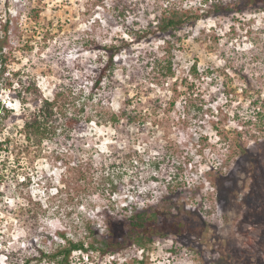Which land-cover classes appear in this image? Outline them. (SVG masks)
Here are the masks:
<instances>
[{
  "label": "rangeland",
  "instance_id": "374dc122",
  "mask_svg": "<svg viewBox=\"0 0 264 264\" xmlns=\"http://www.w3.org/2000/svg\"><path fill=\"white\" fill-rule=\"evenodd\" d=\"M155 1L141 0L142 9ZM205 1L216 0L176 2L192 10ZM110 4L0 0V30L13 21L10 47L5 56L0 53V69L5 71L0 76V108L17 115L0 136L12 140L0 148V264H19L40 250H51L61 242L59 232L85 237L84 221H95L103 234L100 214L110 199L119 207L152 205L168 195L167 184L176 175L180 185L172 220L182 225V237L155 239L145 251L135 245L104 259L95 254L89 262L75 253L73 264H264V117L259 116L264 115V8L212 16L178 32L171 49L177 76L164 84L153 81L151 67L142 59L148 53L164 57L163 41L134 44L116 56L113 88L99 91L114 112L120 113L128 95H137L144 105L158 98L163 104L177 102L175 109L166 105L157 116H149L144 130L125 122L126 132H119L112 124L93 122L77 136L74 149L63 141L25 148L19 116L23 107L13 73L30 75L45 98H52L60 74L89 90V75L97 71L100 54L87 51L86 41L129 39L126 25H147L143 10L140 18L132 15L120 25ZM32 8H40L41 26L27 18ZM46 29L52 30L48 39L42 36ZM193 65L200 73L197 79L190 75ZM184 78L194 82L203 106L198 118L184 114L185 98L179 96L187 91ZM235 140L244 144V152L230 147ZM78 160L87 163L84 180L70 170ZM156 160L159 168L152 164ZM109 175L120 184L113 197L100 186ZM138 192L150 196L140 199Z\"/></svg>",
  "mask_w": 264,
  "mask_h": 264
},
{
  "label": "trees",
  "instance_id": "16d2710c",
  "mask_svg": "<svg viewBox=\"0 0 264 264\" xmlns=\"http://www.w3.org/2000/svg\"><path fill=\"white\" fill-rule=\"evenodd\" d=\"M107 1L111 2L109 11L120 22V25L125 26L132 15L140 18L138 15H141L142 10L144 12L142 14L147 16V25L141 27L138 21L134 23L141 28L126 25L129 39L115 37L105 43L94 40L86 41L87 51L100 54L97 56V71H92L89 75L91 81L89 90L86 91L81 87V84H78V80L73 78L72 82H67V78L60 74L52 98H45L36 80L30 75L26 76L22 71L13 73V76L17 78L18 85V88L15 89L16 96L23 107L19 116L23 121L21 132L25 138L26 149H41L45 142L58 143V141H63L65 145L74 149L79 140L77 136L86 132L93 122L97 125L112 124L119 132H126L123 128L125 122L144 130L149 116H157L166 105L171 111L175 109L177 102L173 99L163 104V101L158 98L157 100H148L144 105L137 95L134 97L128 95L120 113L114 112L111 109L112 106L104 102L103 95L107 93L106 91L111 92L113 88L111 84L115 78L116 56L127 52L134 44H142L155 39L163 41L166 45L164 57L148 53L149 58L144 56L142 59L144 62H148L147 67H151L150 75L153 81L157 82L156 84H164L165 81L176 79L177 76V65L171 49L173 48L172 39L176 38L178 32L193 27L201 20L212 16L264 8V0L205 1L204 5H201L202 7L192 10L181 7L176 2L177 0H156L153 5L143 9L141 0H92L93 4L97 6H104ZM41 13L40 8H32L27 14V18L35 25L41 26ZM151 16L154 18L151 19ZM11 24L13 21L9 19L1 26L0 53L3 56L10 47ZM51 35L52 30L46 29L42 36L44 39H48ZM0 70L1 76L5 71ZM49 73H53L51 69H49ZM190 75L195 79L199 78L200 73L197 65L191 67ZM107 80L110 85L107 84ZM181 83L187 88L186 92L179 94L185 98L184 114L188 117L194 114L192 118H198L203 114V106L198 102L200 99L194 91L195 84L188 78L182 79ZM99 91L104 94H100ZM173 92L179 93L178 89H174ZM145 110L147 111L144 112ZM0 113L3 114L0 116V136H3V128L9 123H13L17 115L14 114V110H9L5 106L0 108ZM259 116L264 117L263 114H259ZM9 119L11 120L9 121ZM263 120L261 119V122ZM11 142L10 137H2L0 148L9 146ZM230 144V147L238 152L245 151L244 144L238 140L231 141ZM126 163L127 160L123 164ZM86 164L83 160H78L76 166L71 167L70 170H75L77 177L84 180ZM152 164L156 168L160 167V162L157 160ZM116 165L117 163H113V166ZM154 180L158 181L156 177ZM179 185V175H176L167 184L168 195L160 197L152 205L143 207L136 205L129 207L128 204L119 207L118 203L110 199L111 205L104 207L100 214L105 228L103 234L95 221H84L85 237L75 239L66 233L59 232L57 234L61 240L60 243H56L51 250L43 249L38 251L37 255L26 257L19 264H73L75 253H80L82 259L89 262L90 259L93 260L95 254L104 259L107 256L122 254L135 245L145 251L150 244L155 242V239H165L171 234L182 237L185 232L182 225L172 220L177 210L175 196ZM100 186L112 197L120 189L119 182L115 181L111 175L106 177ZM57 191L62 193L60 189ZM137 194H139L138 198L144 200L150 196L140 192ZM76 236L79 237L78 234ZM11 258L12 255L6 256L7 260Z\"/></svg>",
  "mask_w": 264,
  "mask_h": 264
}]
</instances>
